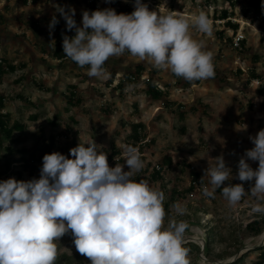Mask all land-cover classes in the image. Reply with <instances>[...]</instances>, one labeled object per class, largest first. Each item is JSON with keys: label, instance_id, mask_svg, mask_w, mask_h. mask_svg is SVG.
<instances>
[{"label": "rangeland", "instance_id": "1", "mask_svg": "<svg viewBox=\"0 0 264 264\" xmlns=\"http://www.w3.org/2000/svg\"><path fill=\"white\" fill-rule=\"evenodd\" d=\"M213 1L206 6L205 0H142L150 11H171L188 19L203 11L212 21L210 35L194 28L190 29V34L193 39L203 42L205 51L213 53L215 76L184 87L183 78L157 69L154 78L160 87L167 88V99L172 103L166 106L145 93V80L155 68L127 51L121 56L110 57L104 64L108 73L112 70L117 72L113 85L137 64L141 63L146 68L144 76L122 94L106 85L108 79L89 77V66L82 68L69 58L61 60L50 53L64 54L63 35L70 32L56 11V5L75 8L74 19L80 25L83 10L130 8L133 12L135 0H34L29 3L0 0L3 16L0 18V58L4 57L16 66L13 72L4 75L0 83V93L6 95L2 111L27 124L25 130L14 133V140H4L13 146V157L27 158L32 152L40 156L38 142L49 139L53 132H60L52 152L66 153L72 158L69 154L71 148L80 142L94 141L107 153L109 166L114 167L118 157L110 159L108 152L112 146L120 149L122 161L119 164H124L123 146L133 143L129 137L131 126L134 122H142L146 126V139L143 149L138 150L144 168L133 179L138 174H146L150 186L164 193L163 206L168 200L167 190L174 184L183 189L194 186L187 197L176 200L168 210L165 209V227L173 217L189 225L184 246L190 250L191 264H201L202 259L206 264L231 263L249 250L262 246L261 235L264 233L256 235L247 228L249 222L264 216L251 211L256 201L250 194L235 206H230L218 190L214 198L203 195L202 188L208 184L207 176L204 184H192L191 171L204 176V171L215 165L218 156H223L235 177L240 157L245 150L254 147L249 137H254L264 128V89L259 91L261 85L257 80L246 83L251 69L262 76L264 83V13L248 6V0H239L234 7L231 18L239 22L238 31L243 32L246 40L242 51L231 45L232 30L224 29L226 20L215 19V15L229 5L223 0ZM54 15L62 23V34L50 35L49 24ZM221 30H224L222 37L219 36ZM71 92L74 100L79 97L82 103L74 105L67 102L66 97ZM33 115L37 118L32 119ZM42 134L44 138L39 136ZM167 158L170 163L165 161ZM247 162L253 169L258 168V161ZM162 163L164 180L168 185L166 191L160 179L151 178L153 168ZM41 167L39 163L32 175L26 168L20 180L38 179ZM124 170L128 171L126 165ZM8 178L17 179L13 172L2 170L0 181ZM248 183L246 191L254 182ZM177 203L187 210L182 216L177 215L173 207ZM73 240L69 232L56 241V264H91L87 257L76 251ZM256 253L251 252L240 264L250 263Z\"/></svg>", "mask_w": 264, "mask_h": 264}, {"label": "clouds", "instance_id": "2", "mask_svg": "<svg viewBox=\"0 0 264 264\" xmlns=\"http://www.w3.org/2000/svg\"><path fill=\"white\" fill-rule=\"evenodd\" d=\"M55 7L67 30H75L73 37L63 35L64 55L79 67L89 66V77L109 79L104 64L126 51L189 83L215 76L213 53L190 34L192 28L211 34L212 21L203 11L188 19L150 11L135 0L130 14L113 8L83 10L78 25L75 8ZM58 23L54 15L50 35ZM249 139L254 147L240 157L236 176L218 156L204 171L208 184L202 192L214 198L219 189L230 206L250 194L256 201L251 211L264 214V129ZM69 154L72 158L45 154L38 179L0 181V264H56V241L69 232L76 251L91 264H191L184 246L187 222L173 217L165 227L164 193L133 179L144 168L135 146H123L124 164L115 167L94 141L80 142ZM248 160L258 161V168ZM234 178L241 183L223 186ZM243 182L254 183L246 191ZM173 207L177 215L187 211L179 203Z\"/></svg>", "mask_w": 264, "mask_h": 264}, {"label": "trees", "instance_id": "3", "mask_svg": "<svg viewBox=\"0 0 264 264\" xmlns=\"http://www.w3.org/2000/svg\"><path fill=\"white\" fill-rule=\"evenodd\" d=\"M34 0H24L25 3L33 2ZM224 3H227L229 5V8H222L220 11V14L215 15V19H220V20H226L224 22V29H231L232 30V35L229 38V41L231 45L233 46V38L238 31L239 28V22L238 21H233L231 16L234 15V7L238 4L239 0H223ZM89 3V2H88ZM212 3H214L213 0H205V5L210 6ZM248 6L255 8L256 10L264 13V0H248L247 1ZM94 5V4H91ZM117 13H125V14H130L131 9L130 8H124L116 11ZM0 18L3 17L2 14L0 13ZM35 25V23H33ZM57 28V32H53L52 34H62L63 26L61 21L59 20V23L55 26ZM223 31L221 30L219 32V36H223ZM65 35L69 37H73L75 35V30H71L69 33H66ZM246 47V40L243 39L241 41V50L244 51ZM233 48H235L233 46ZM237 49V48H236ZM239 49V48H238ZM47 51V50H45ZM51 55L56 56L59 59H64L68 58L64 54H58L57 51H51ZM75 63V62H74ZM214 64V70H215V62L213 61ZM16 69V66L14 63L7 61L6 58H0V83H2L4 75L10 72H13ZM240 72H242L241 68H238ZM146 68L144 67L143 64L139 63L137 64L133 70L125 73L117 82H115L116 77H117V72L115 70H112L110 72V78L107 80L106 85L113 87L114 90L120 92V94L124 93L126 89L133 85L136 84L145 74ZM158 70L155 68L152 72L148 73V77L145 80L147 87L145 90V93L152 99V100H157L162 101L164 105L169 106L172 103L167 99L168 96V90L165 87H160L159 83L157 80L154 78V73H157ZM255 78H262L260 74H256L254 69H251L250 75L248 76V79L246 80V83L250 84L253 79ZM200 81V80H199ZM199 81H195L192 83H189L187 81H183L182 85L184 87H189L193 85L194 83H197ZM177 83V82H176ZM263 87L259 86V91L263 92ZM73 91V90H72ZM67 98V102L72 103L74 105H78L82 103L81 98H77V100H74V93L71 92L69 97ZM5 99L6 95L5 93H0V173L3 170L4 172L10 171L16 174L17 179H22L25 173L26 168H28V172L30 175L34 173V169L36 166L39 165V163L42 164V158L45 154H50L52 151L55 150V145L57 143V138L60 135V132L57 133H52L50 135L49 139H45L42 141L38 142V148L40 149V156H36L35 154H30L29 157H21V158H14L13 157V146L7 145L4 140H14L13 135L17 131H23L26 129L27 124L24 122H21L16 119H12L11 114L8 112H3L2 109L4 108L5 105ZM107 109V108H105ZM183 111L180 112V116L182 117ZM32 119L37 118V115L31 116ZM74 119V118H72ZM75 120H71L73 122ZM70 125V123H67V125ZM145 124L142 122H134L131 126V133L130 136L133 140L132 146H135L137 149H143V141L146 139L145 137ZM264 129V128H262ZM41 138H44V135H39ZM39 140V139H38ZM145 143V142H144ZM104 151V150H103ZM121 150L115 148L112 146L111 150L108 152V156L110 159L113 157H118L115 158V164L114 167L116 166L117 163L122 161V158L119 157L121 154ZM68 156L66 153L64 154ZM38 161V162H37ZM166 162L170 163V160L165 159ZM164 165L163 163L161 165L157 164L156 167L153 168V171L151 173V178L152 179H160L162 181L161 185L163 187V190H167V183H165L164 180ZM192 175V184L200 183V185L204 184V177L202 174H200L197 171H191ZM203 177V178H202ZM146 180V174L140 175L138 174L134 180L139 181V180ZM202 180V183H201ZM229 183L231 184H236V183H241L239 180H230L226 181L223 186H227ZM245 189H248V182H243ZM194 186L191 185L189 188L183 189L179 184H174L170 189H168V200L165 202L164 207L166 210H168L169 206L171 203L176 202V200L187 197L188 194H190L193 191ZM218 192L221 193V190L218 189ZM247 228L252 231V233L258 235L261 234L264 231V216L261 219H256L252 220L247 224ZM189 245H194V244H189ZM196 246V245H194ZM187 247V246H185ZM198 247V246H196ZM206 253L209 254V248L206 246ZM256 251V255L253 257L252 261L250 263H245V264H264V245L258 246L254 249L249 250L248 253L243 254L242 256L238 257L236 260H234L231 263L228 264H240L244 262V258L248 256L251 252Z\"/></svg>", "mask_w": 264, "mask_h": 264}, {"label": "built area", "instance_id": "4", "mask_svg": "<svg viewBox=\"0 0 264 264\" xmlns=\"http://www.w3.org/2000/svg\"><path fill=\"white\" fill-rule=\"evenodd\" d=\"M53 32H57V28L56 27L54 28ZM243 39H245V35L243 34V32L240 31V30L237 31L236 34H235V36H234V38H233V46L235 48H237V49L238 48L240 49L241 48V41ZM254 80H257L258 84L261 85L264 88V83H262V79L255 78V79H253V81Z\"/></svg>", "mask_w": 264, "mask_h": 264}, {"label": "water", "instance_id": "5", "mask_svg": "<svg viewBox=\"0 0 264 264\" xmlns=\"http://www.w3.org/2000/svg\"><path fill=\"white\" fill-rule=\"evenodd\" d=\"M264 235V233L261 235V236H263ZM262 239V238H261ZM261 245H264V242L263 241H261V243H260ZM227 264V263H226Z\"/></svg>", "mask_w": 264, "mask_h": 264}, {"label": "bare ground", "instance_id": "6", "mask_svg": "<svg viewBox=\"0 0 264 264\" xmlns=\"http://www.w3.org/2000/svg\"><path fill=\"white\" fill-rule=\"evenodd\" d=\"M261 238H262V239H261V241H263V242H264V235H263V236H261Z\"/></svg>", "mask_w": 264, "mask_h": 264}]
</instances>
